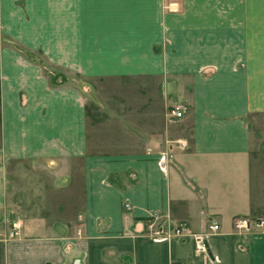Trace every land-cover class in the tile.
I'll return each mask as SVG.
<instances>
[{
	"label": "crops",
	"instance_id": "crops-1",
	"mask_svg": "<svg viewBox=\"0 0 264 264\" xmlns=\"http://www.w3.org/2000/svg\"><path fill=\"white\" fill-rule=\"evenodd\" d=\"M236 217L264 221V0H0V264H264Z\"/></svg>",
	"mask_w": 264,
	"mask_h": 264
},
{
	"label": "built area",
	"instance_id": "built-area-1",
	"mask_svg": "<svg viewBox=\"0 0 264 264\" xmlns=\"http://www.w3.org/2000/svg\"><path fill=\"white\" fill-rule=\"evenodd\" d=\"M168 115L173 118H180L183 114V107L176 105L168 109ZM164 156L161 155L160 159L163 160ZM129 208L128 205H125ZM147 232L148 235L154 240H165L173 237L184 238L185 236L192 235L194 241L195 252H206V234L214 233L219 230V224L216 221H210L207 224L206 234L194 233L190 234L188 225L183 222H175L168 224L167 229H163V219L158 211L153 209H147ZM264 221L261 218H249V217H236L233 220V227L239 231H249L253 227H262ZM21 225L19 221L12 223L11 227L6 233L0 229V238H13L20 233ZM177 264H188L186 262Z\"/></svg>",
	"mask_w": 264,
	"mask_h": 264
},
{
	"label": "rangeland",
	"instance_id": "rangeland-1",
	"mask_svg": "<svg viewBox=\"0 0 264 264\" xmlns=\"http://www.w3.org/2000/svg\"><path fill=\"white\" fill-rule=\"evenodd\" d=\"M77 78V76H75ZM109 92H112L114 91L113 89H108ZM108 93V92H107ZM109 95V94H108ZM20 165L18 163H14V162H11V163H8L7 164V175L9 176V179L11 180L10 183H12L10 185V188H15L17 186H15V182L17 183L16 179H18V174H19V170H20ZM252 230L250 229L249 231H245V233H249L251 232Z\"/></svg>",
	"mask_w": 264,
	"mask_h": 264
}]
</instances>
